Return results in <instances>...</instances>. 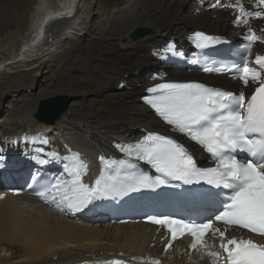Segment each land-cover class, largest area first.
<instances>
[{"label":"bare ground","instance_id":"obj_1","mask_svg":"<svg viewBox=\"0 0 264 264\" xmlns=\"http://www.w3.org/2000/svg\"><path fill=\"white\" fill-rule=\"evenodd\" d=\"M220 19L197 0H0L3 41L25 25L32 31L16 57L31 56L54 42L56 50L62 49L56 60L44 63L40 78L32 79L23 68L14 74L15 85L0 100L1 113L2 101L9 98L6 112L0 114V163L29 156L40 146L32 138L46 136L61 156L79 153L92 170L97 154L112 148V141L137 138L145 128H164L140 102L144 87L177 78L179 72L189 74L186 33L196 28L215 31ZM254 23L261 33L264 18ZM142 27L151 30L142 33ZM173 42L183 57L165 50ZM56 61L65 64L66 73L56 69ZM3 68L2 62L0 72ZM59 94L68 99L65 109L53 123L40 121V102ZM12 135L16 137L8 138ZM6 174L0 172V180ZM7 186L0 185V264L95 262L113 254L127 257L125 252L141 261L154 257L151 250L158 249L151 246L155 229L147 225L115 227L92 221L100 222V217L69 219L21 191L7 196L5 190L13 188ZM178 264L195 260L183 254Z\"/></svg>","mask_w":264,"mask_h":264},{"label":"snow or ice","instance_id":"obj_2","mask_svg":"<svg viewBox=\"0 0 264 264\" xmlns=\"http://www.w3.org/2000/svg\"><path fill=\"white\" fill-rule=\"evenodd\" d=\"M217 7H230L235 13L233 23L245 29L240 45L231 53L238 59L210 51L226 41L197 30L188 39L203 55L189 62L200 65L203 72L238 79L240 90L197 81H165L147 87L142 97L173 131L198 144L209 155L212 166L198 165L178 139L145 132L134 141L114 144L122 158L101 155L100 174L88 183V162L79 153L61 156L50 139L41 136L31 141L40 146L28 156L35 168L30 175L33 180L46 179L35 192L37 196L55 203L60 210L74 212L97 200L117 199L143 189L198 185L188 189V196L191 201L208 205L205 214L147 217L166 230L164 251L178 239L189 238L188 250L200 253L201 259L211 264H264V54L253 52L256 42H264V30L257 33L249 21L252 17L264 18V0H257L255 10H249L242 0H232L231 4L214 0L212 8ZM165 50L174 56L184 55L174 42ZM141 163L155 174L142 168ZM52 165H59V172L45 177L44 171ZM230 228L246 230L250 235H231ZM210 240L219 243L210 244ZM140 259L149 264L145 258ZM103 264L129 261L117 258ZM151 264L160 261L152 259Z\"/></svg>","mask_w":264,"mask_h":264},{"label":"rangeland","instance_id":"obj_3","mask_svg":"<svg viewBox=\"0 0 264 264\" xmlns=\"http://www.w3.org/2000/svg\"><path fill=\"white\" fill-rule=\"evenodd\" d=\"M60 0H57L59 2ZM135 30V29H134ZM133 30V32H134ZM132 32V34H133ZM32 33L31 28L28 27V25H25L23 28H21L19 31H15L14 33L10 34V39H6L3 41L4 37L0 38V63L3 62V64L6 66V68H3L5 71L0 72V100L3 98L12 87L15 85L14 82V74L19 70H25L27 74L30 75L32 79L34 78H40L43 72V65L45 62H49L50 60H56L57 54L62 49H57V44L55 43L49 47L46 45L42 47L40 50H37L33 55L31 56H24L20 55L19 57H16L18 53H20L22 46L26 43L28 40L30 34ZM6 34V33H5ZM64 40V39H63ZM64 42V41H63ZM69 45V44H67ZM66 46V45H65ZM73 50L74 54H77L78 51L75 48H70ZM25 57V58H23ZM23 58V62H19L18 60H21ZM57 66L56 69L62 73H66V66L63 63H60L56 61ZM56 65L55 63H53ZM23 68V69H22ZM56 71L55 75L59 72ZM54 74L51 76V80H54ZM69 78L66 79V82H69ZM25 88V87H24ZM3 103V110L0 114L5 113L7 106H9V98L2 101ZM21 134L18 133L17 137H19ZM15 138V135L8 136V138ZM12 138V139H13ZM6 141L5 143H9L12 141H7L6 138H4Z\"/></svg>","mask_w":264,"mask_h":264},{"label":"water","instance_id":"obj_4","mask_svg":"<svg viewBox=\"0 0 264 264\" xmlns=\"http://www.w3.org/2000/svg\"><path fill=\"white\" fill-rule=\"evenodd\" d=\"M143 28V29H142ZM141 32L145 33L151 30L147 27H142ZM65 94L55 95L49 99L42 100L39 105V119L44 122L53 123L59 114L65 109L68 99Z\"/></svg>","mask_w":264,"mask_h":264}]
</instances>
